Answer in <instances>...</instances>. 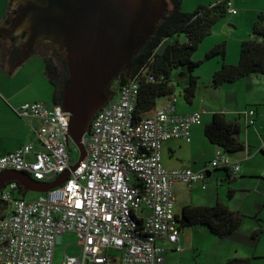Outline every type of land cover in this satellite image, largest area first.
I'll list each match as a JSON object with an SVG mask.
<instances>
[{"label": "built area", "instance_id": "obj_1", "mask_svg": "<svg viewBox=\"0 0 264 264\" xmlns=\"http://www.w3.org/2000/svg\"><path fill=\"white\" fill-rule=\"evenodd\" d=\"M228 5V13L236 15ZM141 77L154 80L147 69L141 70L96 113L82 141L86 156L73 172L72 144H66L69 115L42 102L13 108L18 117L40 122L42 150L33 151L29 144L0 156V175L21 172L46 183L70 175L62 186L30 201L14 196L15 182L0 188V201L12 208L0 220L1 264H56V241L66 233L76 236L80 255L64 254L58 264H111L109 250L122 253L119 264H165L160 240L183 251L174 185L202 184L206 189L207 171L226 169L236 175L240 163L219 149L207 170L166 169L163 144L188 142L191 127L201 124V113L179 114L177 95L171 94L152 115L136 120ZM254 115L245 112L248 125L254 124Z\"/></svg>", "mask_w": 264, "mask_h": 264}, {"label": "water", "instance_id": "obj_2", "mask_svg": "<svg viewBox=\"0 0 264 264\" xmlns=\"http://www.w3.org/2000/svg\"><path fill=\"white\" fill-rule=\"evenodd\" d=\"M0 40L9 49L2 71L9 77L38 46L72 61L73 88L60 107L69 115L66 144L86 156L83 138L95 114L108 103L105 93L118 75L132 71L133 59L154 36L170 9L168 0H9ZM56 57H55V56ZM57 60V59H56ZM207 171V177L211 176ZM66 172L54 182H37L21 172L0 175V188L19 182L24 191L45 194L62 186Z\"/></svg>", "mask_w": 264, "mask_h": 264}, {"label": "crops", "instance_id": "obj_3", "mask_svg": "<svg viewBox=\"0 0 264 264\" xmlns=\"http://www.w3.org/2000/svg\"><path fill=\"white\" fill-rule=\"evenodd\" d=\"M217 2L218 1H216V3ZM9 3V0H0V24L6 19ZM230 6H233L231 1ZM260 7L261 9H259L258 13H264V4ZM235 16H237V14ZM238 20L239 19H236L237 22ZM254 20L255 17H252V22ZM250 32L251 28L247 27L245 35L238 37L237 44H241L245 41V38L247 39L246 34H249L248 36H250ZM41 50L44 51V53L48 52L43 50L41 46H38L35 52L23 60L20 66L16 68L9 77L2 71L9 49H7L2 40H0V156L29 144L32 146L33 151L42 150L37 139L40 122L32 118H20L13 111V108H17L24 103L41 102L38 99L39 91L36 92V94L32 92L34 89L33 81H27L21 76L24 71H33V69L27 65L33 62L34 59L43 60V56L40 55ZM237 62L238 59H233L232 61L226 60V63L232 65L237 64ZM218 66L219 65L215 67V70L219 68ZM28 74L27 76L30 77V79L39 78V71ZM41 75L50 83L46 71ZM25 81L27 82L25 83ZM214 89L215 92L211 94L210 98L205 99L204 97L200 102L198 99H195V92L193 98H186L187 104H180V100L177 97V112L179 114L200 112L201 124L199 126L191 127L188 142L185 140H170L165 142L162 149V163L166 169L195 168L196 170L202 171L207 168L208 163L213 160L219 149L210 144L204 136V127L210 123L212 115L217 112L226 113L227 115H236L241 114L248 109L254 110V125L250 126L252 128L244 125V128H240L238 135L239 140L248 146L249 151L234 156L233 161L240 163V170L236 175H233L232 178H229L227 186L229 198H232L236 191L233 187H229L232 182L240 184L242 192H246L245 197L249 198L250 194L253 195L255 191H259V189L263 190L260 187L261 184L258 183H264V77L260 75L250 76L240 79L232 84L222 85ZM209 100L214 102H209ZM227 100L232 101L230 105H228ZM203 124L205 126L202 128ZM259 153L262 155V158H258ZM206 155H208L210 160L206 165H203L204 157ZM33 157V154H31L28 156V160L32 161L34 159ZM211 181L212 180L206 181V189H203L202 184H195L191 187L181 183L175 184V205H177V210H179L175 212L176 216L180 218L183 208L187 206L212 207L217 203H224V205H226L231 211L236 212L238 209H231L225 199L223 200L225 189L224 177L219 176V178H217V188L209 189L208 184H210ZM229 191H234V193L229 196ZM37 196L30 197L29 199H35ZM259 204L260 203L254 201L251 202L250 210H253L252 212L256 214V212L260 210V208H258ZM257 215H252L253 217L251 219L254 220ZM197 229L198 230H195L194 227H191L188 228V232L182 230L179 241V244L183 247L181 253L175 252L173 247L164 240L157 242L158 246L164 249L163 258L165 264H192L195 254L199 253L201 248L199 245L195 244V233L205 237V239H207L208 235H211L207 228L202 227ZM257 229L258 224L255 223L249 227L247 226L243 230H238L231 235V243L234 244L236 242V247L234 249V245L232 246V252L230 254H225L224 252L216 253V250L220 248V246H218L219 244H216V242H213L211 251L209 252L210 257L214 258L215 262L216 259H220L219 264H224V262L228 264L229 261L235 259H251V264H254V261L261 257L258 252V246H260L261 242L258 238L254 237V232ZM212 252L214 256H211ZM118 253L119 257L114 258L110 257L108 252L111 264H119V259L122 253L120 251H118ZM203 253H206V251ZM212 263H214V261H212Z\"/></svg>", "mask_w": 264, "mask_h": 264}, {"label": "trees", "instance_id": "obj_4", "mask_svg": "<svg viewBox=\"0 0 264 264\" xmlns=\"http://www.w3.org/2000/svg\"><path fill=\"white\" fill-rule=\"evenodd\" d=\"M181 3L182 0H168L170 7L168 14L159 23L154 36L149 39L144 50L133 59L130 78L126 79L123 74L119 79L121 87L144 69H147L149 75L154 78L153 82H148L144 77L140 78L139 95L135 108L136 120H142L152 115L157 107L156 102L158 99L163 100L169 95L175 94V87L171 82L172 71L185 66L191 71L194 67H197L198 64L192 62V56L199 44L205 38L212 35L216 24L229 14V0H219L214 4L200 5L192 13L183 12L181 10ZM179 34L183 35L184 39L182 42L176 41L166 46L162 52H159V47L166 40ZM217 55L222 57L223 63L221 68L214 72L212 76L210 85L213 88L232 84L250 76L260 75L264 77V13L258 15L253 23L249 38L241 43L237 64L226 63L224 43L215 46L207 57L210 58ZM51 57H44L41 61L44 64L42 74L44 71L48 72L50 66L53 67V57ZM54 67L56 69V66ZM196 82L197 78H192L191 84L193 86L185 90V98H193L195 92L193 87ZM56 100L57 92L54 90V105H57ZM246 111L236 115H227L222 112L214 113L210 123L204 127L205 139L227 155H236L249 151L248 146L238 138L242 119L245 121L246 126H251L248 125V120L245 116ZM69 150L72 154L71 146ZM219 170L224 171L228 179L233 177V174L229 170ZM15 183L18 187L14 196L27 199V193L30 192L24 191L19 182L16 181ZM233 193L234 191H229V196ZM27 200L30 201L32 199L28 198ZM10 207V205L7 206V204L0 201V220L5 218L8 212H11L12 208L10 209ZM243 217V215L231 211L226 205L217 203L212 207H184L181 217L176 216V219L181 230L201 226L207 228L211 235L220 239H226L240 229ZM254 220L258 224L254 237L260 238L263 233L260 223L262 220L258 217H255ZM251 261V259H235L229 261L228 264H251Z\"/></svg>", "mask_w": 264, "mask_h": 264}, {"label": "rangeland", "instance_id": "obj_5", "mask_svg": "<svg viewBox=\"0 0 264 264\" xmlns=\"http://www.w3.org/2000/svg\"><path fill=\"white\" fill-rule=\"evenodd\" d=\"M216 1L219 0H182L181 3V10L186 13H192L194 12L198 6L200 5H209V4H214ZM231 1L232 9L236 11L237 16L228 14L225 18L220 20L216 24V28H214L213 34L210 35L209 37L205 38L198 46L197 50L192 56V62L197 63V67H194L191 71H189L188 67H180L176 70L172 71L171 74V82L175 87V93L177 97L180 100V104H187L186 103V98H185V90L190 89L193 85L191 84L192 78H197V82L195 86L193 87V90L195 91V99H198V101H202V98L205 97V99L210 98L211 94L215 92L214 88L210 85L212 76L214 72L219 70L222 66L223 59L221 56H212L208 58L207 56L209 55L210 51L218 45L225 44V49H226V60L232 61L233 59H238L239 61V54H240V46L241 44H237V39L240 36L245 35V31L247 27L251 28L253 27V23L257 19L259 13V9H261L260 6L264 4V0H229ZM252 17H255V20L252 22ZM236 19H239L238 22ZM251 34V32H250ZM249 34H246L247 39L249 38ZM183 35L179 34L174 36L173 38H170L166 40L160 47H159V52H162L164 48L168 45H171L175 43L176 41H183ZM246 40V38H245ZM238 54V55H237ZM40 55L44 57L52 56L50 52L44 53V51H40ZM53 57V56H52ZM51 57V58H52ZM42 60L34 59L33 62L28 64L33 71L28 70L27 72L24 71L21 76H23L27 81H33L34 84V89L32 92L36 94V92L39 91L38 94V99L42 103H44L46 106H52L53 105V86L46 81V78H44L42 74V69H44V64L41 62ZM53 64L60 69L58 66L57 60L53 57L52 58ZM238 63V62H237ZM219 65L218 69L215 70V67ZM39 71V78H34L30 79V77L27 76L28 73H35ZM29 75V74H28ZM123 75V74H122ZM125 75V74H124ZM50 79V76L47 75ZM130 78V72L128 73L127 79ZM25 81V83L27 82ZM18 82V81H17ZM113 88L119 91V80L116 82H112ZM20 85V84H18ZM37 89V91H36ZM118 94V92H117ZM212 100H209V102ZM163 102L162 99H158L156 102L157 107ZM214 102V101H212ZM232 101L227 100L228 105H230ZM190 107V106H189ZM191 108V107H190ZM204 121V120H203ZM205 123V122H204ZM241 127L244 128L245 121L242 119L241 120ZM205 125L203 124L202 128ZM252 128V127H250ZM71 150H72V157L74 163L78 160L79 158V153L74 145H71ZM219 150V149H218ZM217 150V151H218ZM235 155H229V157L233 160ZM258 158H262V155L259 153ZM210 158L208 155L204 157V162L203 165H206L209 162ZM210 163V162H209ZM209 163L207 168L203 169L207 170L209 169ZM191 170L195 172H200L199 170H196L195 168H191ZM212 176L211 178L207 180H212L210 184H208L209 189L211 188H217L216 186V180L219 178V176L224 177V198L227 204L230 205L231 209H238L236 210L237 213L243 215V222L239 230H243L247 226H251L255 224L256 222L251 219L253 216H256L262 220L261 226L263 228V233L261 238L258 240L261 242L258 252L260 253L261 257L254 261V264H264V183H258L261 184V188L263 190L255 191V193L252 195L250 194L249 198L245 197L246 192H242V187L240 184L236 182H232V184L229 187H233L236 189L234 196L232 198L228 197V183L229 179L227 178V175L224 171H212ZM223 173V174H222ZM222 174V175H221ZM263 178V177H262ZM223 188V187H222ZM24 189V188H23ZM261 193V194H260ZM263 193V194H262ZM260 194V195H259ZM33 196H37L35 193H27L26 198H30ZM175 197V196H174ZM216 200V199H215ZM221 200V201H223ZM256 202L260 203L258 205V212L253 213L250 208H251V202ZM216 203V202H214ZM224 204V203H223ZM214 205V204H213ZM249 205V206H248ZM175 212L179 211L177 210V205H175L174 208ZM180 213V212H179ZM253 215V216H252ZM255 227V226H254ZM197 228H202L201 226H194L195 230H198ZM205 228V227H204ZM188 232V228L184 229V231ZM249 230V229H248ZM194 236L195 244L199 245L200 251L199 253L195 254L194 261H192V264H219L220 259H215L210 257V251L213 242H216V244H219L220 248L216 250V253L219 252H224L225 254L228 253L230 254L231 248L234 245V249L236 247V242L233 244L232 242V237H229L227 239H219L217 237H214L212 235H208L207 239L205 237L197 235ZM226 242V243H225ZM206 251V253H203ZM214 252V249H213ZM213 252L211 253V256H214ZM262 253V254H261ZM64 254L70 257H79L80 255V249L77 246V238L74 234L67 233L64 234L63 236H59L56 241V248L54 252V262L56 264L61 263L64 259ZM109 256L118 258L119 253L116 250H109ZM214 261V263H212ZM224 264H226L224 262Z\"/></svg>", "mask_w": 264, "mask_h": 264}, {"label": "flooded vegetation", "instance_id": "obj_6", "mask_svg": "<svg viewBox=\"0 0 264 264\" xmlns=\"http://www.w3.org/2000/svg\"><path fill=\"white\" fill-rule=\"evenodd\" d=\"M56 59L60 69L57 67L55 69V65L52 62L53 65H51L53 67L50 66L49 71L46 73L50 76V82L53 84L52 86L57 92V104L62 105L64 103L65 97L69 95V91H71L73 88V69L71 68L72 61L69 62L68 60L60 59L58 57H56ZM121 76L122 74L120 73L114 82L118 81ZM112 84L113 83H111L110 86L105 90V93L108 97V103L116 98L118 92V90L111 86Z\"/></svg>", "mask_w": 264, "mask_h": 264}, {"label": "bare ground", "instance_id": "obj_7", "mask_svg": "<svg viewBox=\"0 0 264 264\" xmlns=\"http://www.w3.org/2000/svg\"><path fill=\"white\" fill-rule=\"evenodd\" d=\"M56 180H57V179H56ZM56 180H55V181H56Z\"/></svg>", "mask_w": 264, "mask_h": 264}]
</instances>
